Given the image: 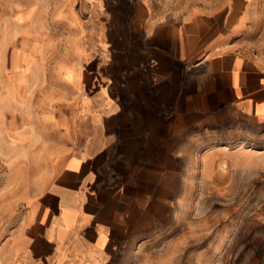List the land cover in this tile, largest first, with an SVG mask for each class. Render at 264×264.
Segmentation results:
<instances>
[{
	"label": "crops",
	"instance_id": "obj_1",
	"mask_svg": "<svg viewBox=\"0 0 264 264\" xmlns=\"http://www.w3.org/2000/svg\"><path fill=\"white\" fill-rule=\"evenodd\" d=\"M159 1L136 0L103 30L94 74L65 70L72 90L56 112L60 136L4 264H126L156 231L169 179L159 166L173 163L188 132L222 131L200 155L204 180L219 163L230 181L252 164L264 185V0H202L172 12Z\"/></svg>",
	"mask_w": 264,
	"mask_h": 264
},
{
	"label": "rangeland",
	"instance_id": "obj_2",
	"mask_svg": "<svg viewBox=\"0 0 264 264\" xmlns=\"http://www.w3.org/2000/svg\"><path fill=\"white\" fill-rule=\"evenodd\" d=\"M201 1L159 4L172 12ZM138 6L136 0H0V264L54 155L56 112L72 90L65 70L94 74L88 69L92 55L105 53L103 30ZM258 23L264 27V18ZM201 132L186 133L183 148L176 141L173 163L160 164L169 179L160 183L156 231L133 246L126 264H264L260 173L248 164L230 181L229 168L219 163L204 180L200 155L222 141V131Z\"/></svg>",
	"mask_w": 264,
	"mask_h": 264
}]
</instances>
